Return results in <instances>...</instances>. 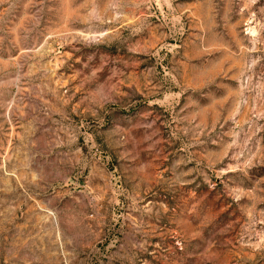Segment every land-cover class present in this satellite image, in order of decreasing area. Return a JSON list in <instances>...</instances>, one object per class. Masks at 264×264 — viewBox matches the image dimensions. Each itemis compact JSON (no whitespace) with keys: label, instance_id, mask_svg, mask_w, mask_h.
Segmentation results:
<instances>
[{"label":"rangeland","instance_id":"obj_1","mask_svg":"<svg viewBox=\"0 0 264 264\" xmlns=\"http://www.w3.org/2000/svg\"><path fill=\"white\" fill-rule=\"evenodd\" d=\"M0 264H264V0H0Z\"/></svg>","mask_w":264,"mask_h":264}]
</instances>
